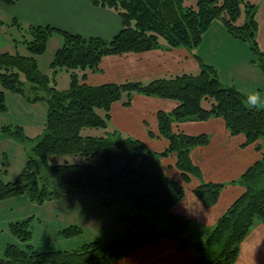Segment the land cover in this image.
Instances as JSON below:
<instances>
[{
    "label": "trees",
    "instance_id": "1",
    "mask_svg": "<svg viewBox=\"0 0 264 264\" xmlns=\"http://www.w3.org/2000/svg\"><path fill=\"white\" fill-rule=\"evenodd\" d=\"M19 0H0V5H14ZM120 16L123 27L112 38L86 37L52 25L12 24L26 30L29 55L0 51V110L6 109L5 91L23 92V83L32 91L46 94L48 120L27 158V165L16 181L0 176V202L17 194H29L40 201L59 196L61 192L99 197L103 204L117 202L124 207L122 222H129L133 232L110 242L92 241L77 250L38 251L28 243L33 236L29 219L12 223L13 233L26 245L7 243L0 264H112L114 261L159 239L172 237L183 245L197 249L192 264H235L241 243L252 227L264 223V104L242 93L235 85H224L216 67L201 62L196 73L163 76L147 82L105 83L90 85L89 73L101 71L104 56L151 49L195 48L203 34L217 19H222L234 37L249 41L258 55L257 4L251 0H92ZM193 2V1H192ZM244 14L243 22L238 23ZM1 23V20H0ZM59 33L63 42L54 53L51 74L39 68L37 56L47 49L50 38ZM264 59V58H263ZM264 71V62L262 63ZM70 76L67 89H58L57 73ZM24 74L25 80H22ZM169 98L178 101L173 111L158 113L159 134L167 138L164 152H153L141 140L111 129L110 108L122 101L130 106L135 94ZM36 95L34 99L41 98ZM221 117L232 135L244 134L246 142H260L262 157L241 175L245 191L228 207L203 242L185 237L191 220L176 215L171 208L186 191L182 182L171 179L162 168L161 159L175 153L176 168L182 180L200 179L201 170L190 156L192 148L206 145L210 136L174 131L177 122ZM4 129L10 130L4 127ZM89 130V131H88ZM152 134V133H150ZM83 156L79 161H59L61 156ZM222 183L202 181L195 189L207 207L214 206L224 188ZM53 188L49 190L48 188ZM74 232L80 226H70Z\"/></svg>",
    "mask_w": 264,
    "mask_h": 264
},
{
    "label": "crops",
    "instance_id": "2",
    "mask_svg": "<svg viewBox=\"0 0 264 264\" xmlns=\"http://www.w3.org/2000/svg\"><path fill=\"white\" fill-rule=\"evenodd\" d=\"M251 1L257 4L256 19L259 29L256 36L259 47L264 51V0ZM6 9L12 19L15 17L26 27L33 24L52 25L86 37L109 39L123 27V21L116 11L94 5L92 0H19L14 5H8ZM0 13L7 15L2 10ZM0 20L3 24L1 18ZM220 29H222L221 37L232 42L228 31L223 27ZM211 31L208 29L203 34L202 41ZM10 40L11 38L2 32L0 24V47L10 44ZM50 41H54L55 45L60 47L61 35L56 33L48 43ZM199 58L202 59L196 57L186 47L107 55L100 63L101 71L89 73L86 82L93 86L128 81L147 82L163 76L196 73L201 66ZM51 72L50 70L47 73L51 74ZM132 100L130 106L124 105L122 101L112 104L110 128L141 140L153 152L166 151L169 141L159 134L158 113L173 111L178 101L151 97L142 93L135 94ZM173 128L176 132L183 131L191 135L205 133L210 136V141L206 145L196 146L190 152L194 164L201 170L200 179L192 176L189 183L182 180L181 170L176 168L175 153L161 159L166 175L182 182L186 191L184 198L174 205L171 211L191 220V228L185 235L188 241L203 242L216 226L218 219L245 191L239 179L262 157L263 150L258 149L262 141L247 144L246 136L242 133L232 135L221 117L177 122L174 123ZM202 181L225 185L217 203L212 207L205 206L194 191ZM240 247L235 264H264V223L255 224ZM198 256L197 249L190 245H183L172 237H159L112 264H192Z\"/></svg>",
    "mask_w": 264,
    "mask_h": 264
},
{
    "label": "rangeland",
    "instance_id": "3",
    "mask_svg": "<svg viewBox=\"0 0 264 264\" xmlns=\"http://www.w3.org/2000/svg\"><path fill=\"white\" fill-rule=\"evenodd\" d=\"M189 1L187 3H194V0ZM6 7L8 5H0V10L7 14L4 16V13H0L4 22L0 24L4 35L11 40L10 44L0 47V51L29 55L24 42L25 39L30 40V35L26 30H20L16 24H12V16H9ZM243 18L244 14L238 23L243 22ZM221 27L228 31L222 19L215 20L210 25L209 30L212 31L206 39L195 48H186L196 57H201L206 64L214 65L224 85H235L242 93L252 97L256 104H264V54L258 55L251 48L249 41L234 37L230 32L228 33L232 42L226 41L221 37ZM61 39L63 42L62 36ZM47 46L45 52L37 56L39 68L43 72L51 70L54 53L59 48L54 41H50ZM23 79L25 80L24 74ZM57 80L58 89L69 88L70 76L65 70L58 71ZM25 82L22 93L5 91L7 108L0 110V176L7 182L16 181L27 165L28 155L32 152L37 137L46 128L48 120L49 104L46 94L41 90L33 93L32 84ZM36 95L42 97L35 100ZM82 157L65 155L61 156L59 161L68 159L74 162ZM83 197H86L85 200ZM124 209L117 202L109 206L94 195L66 191L61 192L58 197L46 198L40 202L29 194L5 198L0 202V256L4 255L7 243H17L21 246L27 244L13 233L12 223L18 220L30 218L33 236L28 243L34 245L36 250L71 251L92 241L106 243L131 234L132 225L128 221L122 222L119 218V213L123 214ZM72 225L80 226V231L74 232L70 227Z\"/></svg>",
    "mask_w": 264,
    "mask_h": 264
}]
</instances>
